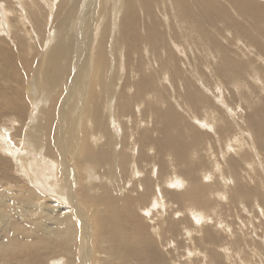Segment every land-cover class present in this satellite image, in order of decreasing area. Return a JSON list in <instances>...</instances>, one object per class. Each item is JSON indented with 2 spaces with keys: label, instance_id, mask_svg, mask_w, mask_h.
Returning a JSON list of instances; mask_svg holds the SVG:
<instances>
[{
  "label": "bare ground",
  "instance_id": "bare-ground-1",
  "mask_svg": "<svg viewBox=\"0 0 264 264\" xmlns=\"http://www.w3.org/2000/svg\"><path fill=\"white\" fill-rule=\"evenodd\" d=\"M93 1L95 3V0ZM43 2L49 6V10L51 7L58 9L56 12L59 17L50 23L55 27L52 26L53 31H50L49 36L44 39V41L47 40L44 43L47 45L42 54L40 53L42 46L39 42L42 36L39 34L40 37H38L33 25L30 32L27 31V27L20 26L21 30L26 28L25 33L31 35L30 39L26 40L30 41L28 44L25 43L26 41H21L25 39L24 36L10 30L12 26H9L8 22L0 23V35L3 36H0V111L4 104L23 117L26 106L28 107V96L29 101L30 98L33 99L36 108V113L33 112L31 120L29 119V130L27 128L28 131L25 132L27 146L18 152L22 156L24 167L27 171L29 170V173L36 175L37 182H40L41 186L42 175L45 174V181L50 184L46 186V183L45 185L43 183L44 187L46 186L48 191L54 188L59 193V196H56L58 200L65 201L68 196L69 200L75 197L73 189L69 188L67 194L65 193L66 180L63 178L59 180L57 175L53 176V162L41 160L40 153L49 152L50 155L54 153V157H58L57 160L60 158L62 164L68 162L70 156L72 160H76L74 161L76 166L71 169L79 179L77 192L80 207L77 212L79 221H76L79 222L81 232L82 240L77 242L81 250L85 246L83 249L85 251L88 247L91 248L90 239L93 237L102 248H105L107 252L111 249L116 256L132 249H136L138 255H144L139 262L131 260V263L177 264V259L174 260L176 257L171 258V256L169 260L166 258L168 262H165L164 250H168L171 243L169 235H172L171 232L177 229L179 222L185 219L189 222L196 220L198 229H193L191 223L189 226L192 229L189 228L194 233L201 232L202 219L206 216L203 209L212 206L214 199L209 192L213 189L210 190L209 186L203 183V177L205 178L207 174L203 170L204 174L199 175L196 173L197 169L193 167V155L198 153L196 150L201 146L200 140H202L197 121L205 122L206 127L211 126L213 132L217 122H220L219 124L223 122L224 127H228V122L220 110L209 103V96L207 97L195 87L190 78L185 76L177 64L178 61L176 62L171 56V49L166 48V36L175 30V26L179 27L182 33L179 35L177 31H174L173 38L168 39L193 63L197 60L200 64V58L204 61L203 68H206L207 75L203 70V72L200 71L203 77L200 76L205 82L207 83V77L212 74L220 80H229L230 86L234 87V92L247 98L246 101L250 106L254 104L249 98L252 95L247 96L248 92H244L246 89L251 90L250 80L260 78V83L264 84L262 83L264 82V4L260 5V2L257 3L258 0L257 2L226 0V3L221 0H99V3L96 1L98 4L95 5L94 14L91 17L86 13L87 8L80 6L82 0H70L69 4L62 0L58 2L44 0ZM85 2L89 4V0ZM6 9L8 7H4L3 10ZM157 10L164 15V27L163 21L154 15ZM204 12L218 14V16L200 18L204 16ZM209 22L214 26L212 32L206 26ZM21 24L24 23L21 22ZM34 31L32 35L31 32ZM195 35L198 38L195 39ZM227 39L232 46L226 44ZM17 40L20 41L16 43ZM11 42L15 44L14 47ZM239 46L245 49L242 50L238 48ZM24 48L28 50V53ZM187 48L192 50V55L188 54ZM220 56L222 61L218 62ZM132 57L134 62H131ZM22 65L24 71L21 70ZM197 71L199 73V70ZM26 73L29 76L26 75L24 81L22 75ZM29 77L31 78L28 79L27 84ZM254 79L252 81L255 83ZM205 82L200 84L208 89ZM180 83L183 92L176 91L173 95L177 96L170 99L167 96L169 86L173 87L174 84ZM26 86L28 92H25ZM175 89L174 87L171 90ZM223 89L220 85L218 92ZM151 90H154V93ZM179 95H183L190 102L189 106L178 103ZM218 98L220 100L221 97L218 95ZM133 102H135L134 110L131 106ZM190 106L199 111L202 117L199 119L197 114L190 117L191 123L196 120L192 123L196 127L190 125L187 117L183 115L185 109ZM262 110L259 109L257 114L255 113L261 118L257 119L258 117L253 115L256 120L252 122V125H246V128L252 132V138L253 136L257 138L258 134L264 141V110ZM220 128L218 125L219 131L216 132L218 136ZM127 130L129 135H126L128 132L124 133ZM190 133L197 135L191 151L190 142L188 144L187 140ZM201 134L204 135L203 142H208L206 135L203 132ZM8 140L11 141V139ZM228 142L230 143L231 139ZM0 146L6 153L8 152L4 143ZM211 149L209 144V150ZM201 150H203L202 147ZM14 152L12 151L11 154ZM157 153L167 159L165 164L163 159H159L161 169L156 164V160L154 161L160 156ZM171 160L173 162L170 173L168 177H163L164 180L168 178L167 181L159 182L160 175H163L162 168L171 163ZM141 161L144 162L142 166ZM79 163L84 164L80 170L85 171L86 175L97 171L102 174L101 177L108 176L107 180L97 177L94 183H86L85 179L81 181L80 175H77ZM181 164L182 167L178 170ZM184 164L185 168H183ZM6 167L9 170L7 165ZM50 167L52 171L49 172ZM62 167L65 174L70 173L71 170L67 165ZM134 167L138 173L136 179L130 174ZM120 168L129 176L128 178L122 179L121 176L120 179L113 178L120 174L118 171ZM47 171L49 173H44ZM173 175H176L174 181H172ZM6 180L13 182L14 179L9 175ZM169 185L171 189L175 187L178 191H183L170 192ZM30 186L23 187L22 194L18 195L16 192L17 195L13 196L15 204L30 207L27 216L23 215L25 226L21 225L22 221L20 224L16 216H13L18 210H11L5 205L8 200L5 198L7 194L3 193L0 198V238L3 237L0 240V264H44L43 260L51 258L54 254L57 255L62 248H64V259L57 257V261L48 260L52 264H72L75 245H77L73 232V224L76 222L71 219L72 214H63L61 224L52 229L45 227L46 225L40 220L37 222L36 220L41 218L46 207L45 203L39 202L34 209L32 202L35 195L42 194H34L32 188L35 187L30 188ZM157 203L164 208L165 205L168 207L170 204L175 208V210L171 209L170 213L164 210L167 212L168 220H164L162 215L158 216L159 211L157 215L152 216L155 213L152 209L153 207L157 209ZM97 205L103 206L104 212L94 209ZM123 208L124 212L125 209L128 212L127 216L124 212L122 213ZM210 210L212 211V208ZM176 211L177 213H174ZM178 212L179 214L182 212L186 218L180 220L178 215L176 219ZM192 225H194L193 222ZM180 226V231L187 232L188 226L183 222ZM190 229L188 232L191 233ZM187 235L190 236V234ZM200 236L204 238V234ZM172 249L174 250V246ZM211 253H217V251L214 250ZM205 254H209L208 250ZM65 258H68L67 261ZM109 258L108 260L113 259L112 256ZM38 259L43 260L37 263ZM32 260L36 263H32Z\"/></svg>",
  "mask_w": 264,
  "mask_h": 264
},
{
  "label": "rangeland",
  "instance_id": "rangeland-1",
  "mask_svg": "<svg viewBox=\"0 0 264 264\" xmlns=\"http://www.w3.org/2000/svg\"><path fill=\"white\" fill-rule=\"evenodd\" d=\"M33 1H30V0H0V5H2L0 7V10L2 9L0 12V23L4 22V24H6L8 22L9 26H12V28H10V30H12L13 33H15V34L18 33L17 35L21 34L22 37L24 36L25 39L21 40L24 42L27 40V38L30 39L31 35L26 34L25 33L26 28L24 30H21L22 29L21 27H27V31L30 32L32 29L31 25H33L34 30H36L38 37H40L39 34L42 36L39 39V42L41 43V46H42V47L40 46L41 47L40 53L42 54L45 51L46 45H47V44H44L47 41V40L44 41V39H46L47 36H49L48 33H50V31H53V29H54L53 27H55L50 23L54 22L56 17H59L58 13H57L58 9H52V7H51V9L49 10V6L44 4V2H43L44 0H42V2H41V0H36V3H35V0H33ZM58 1L59 0H57V2ZM62 1H64L65 3H68V2L70 3V0H62ZM96 1L99 3V0H95V3H93L94 2L93 0H89V4H86L85 0H82V3H80V6L87 8L86 11L87 10L88 11L86 13H88V15H91V17H92V15L94 14L93 10L95 9V5L98 4ZM221 1L226 3V0H221ZM253 1L257 2V0H253ZM21 2H22V4H21ZM257 3L262 5V4H264V0H261V1L258 0ZM16 4H18V5H16ZM4 7H6V8L8 7V9H6V10H8L7 12H6V10H3ZM49 11L52 13H50ZM32 13H34V14H32ZM33 15H35V16H33ZM154 15L163 21V27H164L165 26V20L163 19L164 15L162 14V12L160 10H157L154 13ZM203 15L204 16H201L200 18L209 17V16L210 17L218 16V14L217 15L214 13H211V14L207 13L206 14V12H204ZM2 18H4V19H2ZM25 18L26 19L30 18L31 19V20H29L30 22L27 21ZM38 20L41 23L36 25V23H39ZM21 22H23L24 24L22 25ZM27 22H29V24ZM34 22H36V23H34ZM206 26L209 29V31L212 32L214 26H212V24L210 22L208 24H206ZM174 28H175L174 31H177V34L180 35L182 33V31L179 27L175 26ZM22 31H23V33H22ZM174 31L169 33V35L167 34V36H166L167 37L166 48L171 49V56L174 57L173 59L176 62L178 61L177 64L180 66V68L184 72L185 76L192 80V82L196 85L195 87L200 89V91H202L204 94H206L207 97L209 96L208 97L209 103H211V105L213 104L214 107L218 108L220 110V113L226 117L225 119L228 122V127H224L222 125L223 122L221 124H219L220 122L219 123L217 122L216 123L217 125L214 127V128H216L214 131L215 133H214L213 128L211 126L206 127L204 125V124H206L205 122H203V121H197L198 123L196 122L197 125H199V127H198V129L200 131L199 135H200L202 140H200L201 146L196 150V151H198V153L196 152L193 155V160H194L193 163L194 164L193 163L192 164L194 165L193 166L194 169H197V171H196L197 174L199 173V175H202V174H204V172L207 174L205 178L203 177V183L207 184L209 186L210 190L213 189L212 192L211 191H209V192L212 194L214 199H213V203L211 204L212 206H210L208 208L206 207V209L205 208L203 209V210H205L204 212H206L205 213L206 216L204 219H202L203 223H201V225H203V227H202L201 232H196V233L192 232L191 229L193 227H194L193 229H195V228L198 229V224H196L197 221L194 219L192 220L194 225H192L191 221L190 222L188 220L186 221V219H185V221H182L183 224L188 226V229L191 228L189 226V224L191 223L190 224L192 226V228L190 229L191 233L188 232V229H187V232H184L183 230L180 231L179 228L181 227L180 224L182 225V222H179V224L177 225L178 226L177 229H179V230H177L175 228L174 231L171 232L172 235H169V237H170L169 240L171 239L170 240L171 243L168 247L169 249L164 250L165 262L167 263L168 261L166 260V258H168V260H169L170 256H171V258L176 257V258H174V260L177 259V261H176L177 264H183L184 262L187 264H202V263L203 264H205V263L206 264H264V141H262L261 138H259V135L256 132H255L257 134L256 137L257 136L258 137L255 138L253 136V138H252V132L248 131L246 128V125H252V122H254L256 120V118H254V117L256 116L257 111L259 109L264 110V93H263L264 89H262V88H264V84L260 83L261 82L259 80L260 78H257L258 79L257 80L254 78L251 79L250 76L248 77L249 80L251 79L250 81L252 82L251 83L252 84L251 90L246 89L244 92H246V93L248 92L247 96L252 95L249 98H250V100L252 99L251 102L254 104L253 105L251 104L250 106L248 105V103L246 101L247 98H244L243 95H241V94L237 95L236 93H238V92H234V89H233L234 87L230 86L229 83H231V82L229 80H226V79L220 80V79H218V77H216L215 75L212 74V75H209L210 77H207L208 80L206 79L207 83L209 84L208 85L205 82V80L202 78L203 76L201 75V72H203V70H204V74L207 75L206 74L207 73L206 68L205 67L203 68V65L205 64L204 61L200 58V60H199L200 64H199V62H197V60L194 63L192 60H189L188 57L186 56V54L184 52H182L180 48H178L174 43H172L170 41V39L173 38V36L175 34ZM34 33H35V31L31 32L32 35H34ZM215 35H217V33H215ZM227 36L230 38V36L228 34H227ZM1 37H3V36H1ZM168 38H170V39H168ZM194 38L196 39L198 37L195 35ZM232 39H234V38L232 37ZM35 40H37V39H35ZM18 41H20V40H17L16 43ZM29 42L26 41L25 43L29 44ZM32 42H35V41H32ZM32 42H31V44H32ZM227 43L230 45L231 44L230 40L228 41V39H227L226 44ZM170 44H171V46H169ZM11 45H12V47H14L15 44H12V42H11ZM230 46H232V45H230ZM172 48H174V50ZM238 48H240L242 50L245 49L243 46H239ZM24 50L26 53H28V50L26 48H24ZM187 50H188L187 51L188 54L192 55V53H193L192 50H190L189 48H187ZM29 53H31V51H29ZM181 53H183L184 55ZM183 56L186 58H184ZM172 57H171V59H172ZM10 60H12V59H10ZM135 60H136V58H135ZM219 60L222 61V56H220V58L218 59V62H220ZM131 62H134L133 57H132ZM188 63H189V65H188ZM195 64H196V66H195ZM21 70L24 71L23 65L21 66ZM197 70H199V73ZM208 73H209V71H208ZM26 75H28V73H26L24 76L22 75L23 80L26 79ZM214 77H216V78H214ZM30 78L31 77L27 78V84H28V79H30ZM195 78L197 80H195ZM253 79L255 80V83L257 85H255V83L252 81ZM201 81L205 82L208 89L204 88V86L200 84V83H202ZM262 83H264V82L262 81ZM220 85L224 89L221 92L220 91L218 92ZM259 85L263 86V87L259 88L260 87ZM27 86H26L25 92H28ZM169 87L170 88L168 89L167 96H169L170 99H173L172 97L177 96V95H173L176 91L183 92V87H182L181 83L177 84V85L174 84L173 87H172V85H170ZM174 87L176 89L171 90V89H174ZM151 91H152V93H154V90H151ZM215 95L217 98L215 97ZM218 95H219V97H221L220 100H218L219 99ZM26 96H28V95L26 94ZM252 97H254V98H252ZM28 99H29V96L27 97L28 107L26 106V108H27V109H25L26 113H25V115H23V117H20L14 109L11 110L10 107L8 109V106H5L4 104L1 106V111H0V138H1L0 141L1 142H0V145L1 144L3 145V143H4V146H6L8 148V150H7L8 152L6 153L3 149H1V146H0V149H1L0 150V175H1V177H0L1 178L0 179V198L2 197L3 193H4V195L7 194L5 196V198L8 200L5 202V205L8 206L11 210H13V209L18 210L17 214H15L13 216H16L19 223L22 221L23 223L21 222L22 224L21 223L20 224L25 226L26 222H25V219L23 218V215L27 216L28 208L30 209V207H29V205L27 206V205L15 204V200H13V196L17 195L16 192H18V195L22 194L21 191H23V187L29 188V186L32 185V186H30V188L35 187V188H32L33 189L32 191L35 192L34 194H36V193L42 194L41 196L35 195L33 202H32L34 209L39 202L42 204L45 203V207H46V209L43 211V215L41 214V216H40L41 218H38L36 221L39 222V220H40V222H43L44 225H46L45 227H49L52 229V228L58 227L59 224H61L63 214H67V213L72 214L73 216L71 215V219L72 220L74 219L76 224H78V225L73 224V232H74V235L76 236L75 241L77 243L78 241L82 240V238L80 237L81 232L79 230V222H77V221H79L77 212H79V207H80L79 206L80 205L79 204L80 199L78 198L79 195L77 192V190L79 188V183H78L79 179L76 176V174L74 172H72V169L76 166L75 162H74L76 160H72L70 158L71 156L68 154L70 156V157L68 156L69 161L66 162L65 164H62V161L60 160V158L58 159L60 161H58L57 160L58 157H54L55 156L54 153H51V155L49 154V152L48 153H44V152L40 153V157L41 156L43 157V158L41 157V160L50 161L51 163L53 162V165H54L53 176L57 175L58 179L60 178L59 180H61V178L66 180L65 185L68 189L66 188L65 193L68 192L69 188L73 189V193H74L75 197L73 199L71 197V199L69 200V196H68L67 200L62 201V200H58V198H57L59 196V193L57 190H54V188H53V189L48 191V189L46 188V186H48L50 184V182L45 181V178H46L45 174L42 175V186H41L40 182H37L38 178L36 177V175H34L33 173H29V170L27 171V169L24 167L25 165L22 161V156L18 153L19 151H22V148H26V146H27V142H26L27 140H26L25 136H26L27 131L29 130V126H28L30 124L29 121L31 120V114L33 112L36 113V108L34 107L33 99L30 98V101ZM177 100H178L179 104H184L186 106H189L190 102L183 95H179V98L177 97ZM221 100H222V102H221ZM215 101H216V104H215ZM134 103L135 102L131 103L133 110L135 108ZM221 104H222V107H220ZM200 105L202 106V103ZM228 105L229 106L231 105V106L228 107ZM260 106H261V108H260ZM234 107L237 110L238 109L239 110L237 111ZM230 109H231V111H230ZM179 111H180V109H179ZM181 111H182V109H181ZM226 112H228L229 115H227L228 113L226 114ZM196 114L198 115L199 119H202L200 112L196 111L191 106L188 107L187 109H185V113H183V115H185L187 117L188 121H189L190 117L192 118L193 115H196ZM104 115H105V113H104ZM253 115H255V116H253ZM250 117H252V118L250 119ZM256 117H258V116H256ZM260 118L261 117H258L257 119H260ZM148 119L151 122V117H149ZM195 121H193L192 123H194ZM202 122H203V125H202ZM192 123L190 122V125ZM235 123H237L238 126ZM243 123H245V125ZM192 125L196 127L195 124H192ZM218 125H219V128L221 126L219 136H218V133H216L219 131ZM111 126L113 127V125H111ZM27 128H28V130H27ZM202 132L206 135L207 139L209 140L206 143L203 142L204 141V138H203L204 135L201 134ZM234 132H235V135H233ZM124 133L125 134L127 133L126 135H129L128 130L125 131ZM231 133H232V135H231ZM242 135H244V136H242ZM4 136H6V137H4ZM196 136L194 134H191V133H190V135L188 134V136H187L188 144L190 142L189 145H191L190 151H191L192 147L194 146L195 139H197ZM220 136H222V137H220ZM228 136L230 137L232 143L228 142V141H230V139H228L229 138ZM234 136H236V137H234ZM189 138H190V140H189ZM191 138H192V140H191ZM235 138H237V140ZM8 139H11V141ZM2 140H3V143H2ZM250 140H252V142ZM7 141H9L11 144ZM241 143L244 145V147ZM209 144L211 145V148H212L211 150H209ZM229 145L231 147H229ZM4 146H2V147H4ZM23 146H25V147H23ZM240 146H242L243 148ZM201 147L203 148V150H201ZM227 147L231 148V149H228ZM232 148H233V150H232ZM50 149L52 151L51 145H50ZM14 150H15V152H14ZM12 151L14 152V153H12L14 155L11 154ZM31 152H33V151H31ZM31 152H30V154H31ZM4 153H6V154H4ZM7 154H8V156H7ZM43 154H45V155H43ZM157 155H160V156H158L157 159H154V161L156 160V164L161 169L159 161L161 159H163L162 160V161H164L163 164H165L167 162V159H165L166 157L162 156L159 153H157ZM133 156H134V154H133ZM52 158H53V160H52ZM2 161H4V162H2ZM172 162L173 161L171 160V163H168L167 165H165V168L164 167L162 168V173L164 176L160 175V179H159L160 181L159 182L162 181L164 183L167 181L168 178L166 180H164V178L166 176L168 177V173H170L169 170H170V168H172ZM143 164H144V162L141 161V166ZM6 165L9 167V170H7ZM62 165H67L69 170H71L70 173L65 174V171H64ZM82 165L84 166V164H82V163H79L77 165V167H78L77 175H80L81 181H83L85 179L86 183H89V182L94 183L95 182L94 180H97L98 178H101V179L104 178V180H107L108 176H102L101 177L102 174H100L99 172H98L99 173L98 174L97 171H93V170H92L93 172L91 174L86 175L85 171L80 170V167ZM179 167L181 168L182 164L178 166V170H180ZM185 167L186 166L184 164L183 168H185ZM156 168H157V166H156ZM203 170H204V172H203ZM48 171L49 172L52 171V168L50 167V169ZM48 171L44 172V173H49ZM118 171H120V174L116 177H113L114 179H116V178L120 179V176L122 179H124L125 177L126 178L129 177L127 174H125L121 171V168ZM4 172H6V174H4ZM21 172H22V174H21ZM30 174H31V177H30ZM130 174L134 179L138 178V173H137L135 167L130 172ZM9 175L14 179L13 182H9L6 180V177H9ZM72 175H73V177H72ZM124 175H126V176H124ZM32 176L35 178H33ZM161 176H162V178H161ZM94 177H96V178L94 179ZM175 177H176V175L172 176V178H173L172 181L175 180ZM109 178L112 179L111 177H109ZM34 181L39 183V184L37 185V183H35ZM172 181L170 182V184L172 183ZM33 183H35V184H33ZM43 183H44V185L46 183L45 187H44ZM20 184H21V186H20ZM50 186L53 187V185H50ZM16 187H17V189H16ZM174 188L175 187H172V189H171V186L169 185L170 190L168 189V191H170V192L176 191L177 192L178 190L176 188L175 189ZM239 188H240V191H239ZM37 190L40 192H38ZM139 190H141V188H139ZM184 190H186V189H184ZM180 191L182 192L183 190H179L178 192H180ZM159 205L160 204L157 203V209H155L154 207H153V209L151 208L152 211L155 210V213L152 216H155V214L157 215L159 213L158 216L162 215L164 217L163 218L164 220H168V218L166 217L167 212L170 213L171 209L175 210V208L171 204L170 205L172 207H170V205H168V207L165 205V208L162 205L161 206H159ZM211 208H212V211L210 210ZM94 209H96L98 212H104V207L101 205L95 206ZM165 209L167 210V212L164 211ZM168 210H170V211H168ZM123 212H124V208L122 210V213ZM174 213H177V211ZM127 214H128V212L125 209L124 215L127 216ZM178 215H180L179 216L180 220L182 218H186L185 217L186 215H183L182 212H180V214H179V212H178V214L175 216L176 219H178V217H177ZM151 231H153V229ZM156 231H158V230L156 229ZM3 233H4V231L2 232V234ZM166 233L167 232H165V234ZM37 234H38V232L36 233V235ZM187 234H190V236H188ZM200 234L201 235L204 234V238H202L201 236L199 237ZM43 235H45V233H43ZM40 236L42 237L41 234H40ZM2 239H3V237L0 238V240H2ZM173 239H174V241L172 242ZM169 240H168V242H169ZM90 241H91L92 245H91V248L90 247L87 248V251L83 250L86 246L81 250L78 243H77V245H75V250H74V255H73L74 258H73L72 264H95V263L96 264H135V263H131V260H134L135 262H139L140 259H142L144 256V255H141V256L138 255V251L136 249H132L127 253H121L120 255H118V253H117L118 256H116L111 249L109 250V252H107L105 250V248H102L100 246V244L98 243V241L95 240V238L92 237L90 239ZM208 241H209V243H208ZM173 246H174V250L172 249ZM206 249L208 250L209 254H205V253H207ZM171 250H173L172 254H171ZM214 250H216L217 253H211ZM63 252H64V248H62L60 250V252L57 253V255L54 254L56 257L54 255H52L51 256L52 260L49 257L45 261L43 259H38L36 262L39 263L43 260L44 264H50V263L52 264L53 260H55V261L58 260L57 257L64 259L65 254H63ZM109 256H112L113 259L108 260V259H110ZM48 259L52 262H50ZM67 259L65 258L66 261H67ZM107 260H108V262H107ZM36 262H34L32 260V263H36ZM147 263H149V262H147ZM160 264H163V263L161 262Z\"/></svg>",
  "mask_w": 264,
  "mask_h": 264
}]
</instances>
